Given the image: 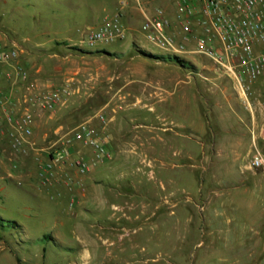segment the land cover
I'll use <instances>...</instances> for the list:
<instances>
[{
    "label": "rangeland",
    "instance_id": "1",
    "mask_svg": "<svg viewBox=\"0 0 264 264\" xmlns=\"http://www.w3.org/2000/svg\"><path fill=\"white\" fill-rule=\"evenodd\" d=\"M120 1L0 0V48L17 51L0 63V166L14 171L0 170V264H264V168L250 166L264 158L250 149L264 78L242 95L194 41L179 55L149 45L139 10L123 12V40L89 46ZM165 15L180 44L177 11ZM85 121L108 137L112 161L75 173L90 150L72 142L45 167Z\"/></svg>",
    "mask_w": 264,
    "mask_h": 264
},
{
    "label": "built area",
    "instance_id": "2",
    "mask_svg": "<svg viewBox=\"0 0 264 264\" xmlns=\"http://www.w3.org/2000/svg\"><path fill=\"white\" fill-rule=\"evenodd\" d=\"M134 2L143 17L140 32L149 45L179 55L185 52L188 42L194 41L193 52L210 59L221 73L232 78L242 95L249 90L250 84L264 78V0H175L177 20L183 34L180 44L169 33L171 22L163 8L156 7L150 12L140 0ZM126 6L127 0H121L120 13L88 33L85 41L89 46L126 37L127 29L121 23ZM16 58L15 48H0V63ZM52 99V95H44L38 104L43 109L51 107ZM98 118L102 120L103 115ZM31 120V114L26 111L18 123L26 135L31 133ZM59 142L58 146L52 147L49 164L45 167L56 168L63 164L71 155L72 142L81 143L90 150L89 156L76 159L78 174H88L110 157L108 137L99 135L90 121L80 123ZM250 166L264 168V158L258 151L252 156ZM41 176L44 182L49 181L45 173L42 172Z\"/></svg>",
    "mask_w": 264,
    "mask_h": 264
},
{
    "label": "crops",
    "instance_id": "3",
    "mask_svg": "<svg viewBox=\"0 0 264 264\" xmlns=\"http://www.w3.org/2000/svg\"><path fill=\"white\" fill-rule=\"evenodd\" d=\"M130 1H131L130 3L132 6L131 5L129 6L127 4V6L123 12L125 13L128 11V13H130L134 17H136V16L138 17L139 11L135 5V2H134V0H130ZM140 1L145 6L150 8V10H153L154 8H156L158 6H162L166 10V12H173L174 9L176 10L175 0H140ZM170 16H172V15H170ZM171 18H172L173 22H176V20L174 19L173 16ZM256 135H255V133H252V137L250 140V142H251L250 143V149H253V147L256 148L257 145L264 147V123L261 125V128H259L258 132H256ZM108 150L110 152V157L102 163L104 165L110 163L115 156L114 149L110 144H109ZM246 168L249 169L247 166H246ZM63 169L64 168H62V170ZM0 170L2 171L3 174H5L4 176H1L2 178L13 179V175H12V173H14L13 170H11L10 168L3 167V166H0ZM15 172H17V171H15ZM74 172L76 173V170ZM21 173H22L21 171L18 172V176L25 178L26 180L30 181L33 178V175H32V173H30V171H27V173H29L28 175H23V173L22 174Z\"/></svg>",
    "mask_w": 264,
    "mask_h": 264
}]
</instances>
